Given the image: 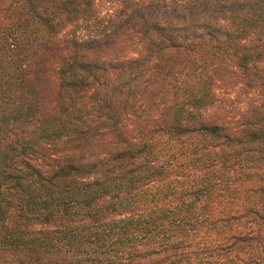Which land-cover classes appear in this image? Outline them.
Wrapping results in <instances>:
<instances>
[{"label": "trees", "instance_id": "obj_1", "mask_svg": "<svg viewBox=\"0 0 264 264\" xmlns=\"http://www.w3.org/2000/svg\"><path fill=\"white\" fill-rule=\"evenodd\" d=\"M0 264H264V0H0Z\"/></svg>", "mask_w": 264, "mask_h": 264}]
</instances>
